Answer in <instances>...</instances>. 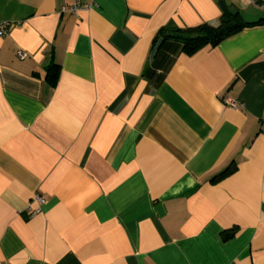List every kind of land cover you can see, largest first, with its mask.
Returning <instances> with one entry per match:
<instances>
[{
  "label": "crops",
  "instance_id": "1",
  "mask_svg": "<svg viewBox=\"0 0 264 264\" xmlns=\"http://www.w3.org/2000/svg\"><path fill=\"white\" fill-rule=\"evenodd\" d=\"M222 1L264 18L0 0V264H264V24L193 54L162 37Z\"/></svg>",
  "mask_w": 264,
  "mask_h": 264
},
{
  "label": "trees",
  "instance_id": "2",
  "mask_svg": "<svg viewBox=\"0 0 264 264\" xmlns=\"http://www.w3.org/2000/svg\"><path fill=\"white\" fill-rule=\"evenodd\" d=\"M261 24H264V18L253 22L246 21L237 9L222 1V15L216 27L201 24L184 30L162 32V37L180 41L184 52L193 54L207 45H217L245 27Z\"/></svg>",
  "mask_w": 264,
  "mask_h": 264
},
{
  "label": "built area",
  "instance_id": "3",
  "mask_svg": "<svg viewBox=\"0 0 264 264\" xmlns=\"http://www.w3.org/2000/svg\"><path fill=\"white\" fill-rule=\"evenodd\" d=\"M249 1L256 2L257 0H249ZM262 1H264V0H262ZM81 8L82 7L80 5L79 0H71V5L64 8V10H69V11L73 12L74 14H77L78 10H80ZM8 26H9L8 21L0 19V36L6 35ZM18 56L22 58L24 56V53L22 51H18ZM225 102L229 106H231L232 108H236L238 105V102L231 97H226ZM37 199L40 200L41 198L39 196H37Z\"/></svg>",
  "mask_w": 264,
  "mask_h": 264
}]
</instances>
